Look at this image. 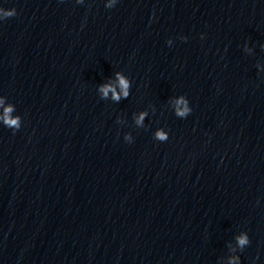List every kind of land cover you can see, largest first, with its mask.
I'll list each match as a JSON object with an SVG mask.
<instances>
[{
  "label": "clouds",
  "instance_id": "1",
  "mask_svg": "<svg viewBox=\"0 0 264 264\" xmlns=\"http://www.w3.org/2000/svg\"><path fill=\"white\" fill-rule=\"evenodd\" d=\"M78 3L82 2V0H77ZM117 0H113V4L108 5L107 7L112 8L116 4ZM16 10L14 8L12 9H4L0 7V20H4L7 18L14 17L16 15ZM117 80L119 82V86L121 88V94H117L113 87L111 85H104L102 86L99 91L102 93V96L104 98L108 97L109 92H112V99L119 101L121 98V95H123L124 98H127L129 95L128 89H129V81L121 75L119 72L116 73ZM177 107L175 110V114L178 117L181 118H186L190 113H191V108L189 107V101L188 99H184L181 97L179 100H177ZM13 111L12 107L9 106L4 109V116L2 117L4 124L12 128L13 130H19L20 129V119L19 117L17 118H12L10 116V113ZM145 113H141L139 119L137 120V123H140L144 119ZM155 138L160 141V142H165L168 140V133L164 132L163 130H158L155 133ZM127 140L128 137H125ZM238 244L241 248H243L245 245L249 244V239L246 235H241L238 237Z\"/></svg>",
  "mask_w": 264,
  "mask_h": 264
}]
</instances>
